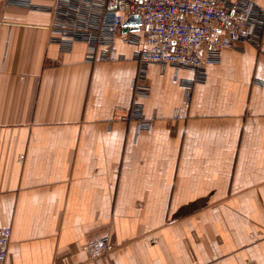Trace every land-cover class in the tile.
Here are the masks:
<instances>
[{
    "label": "crops",
    "instance_id": "1",
    "mask_svg": "<svg viewBox=\"0 0 264 264\" xmlns=\"http://www.w3.org/2000/svg\"><path fill=\"white\" fill-rule=\"evenodd\" d=\"M22 1L0 0L3 264H264V23L201 80L148 65L138 129L141 32L88 65L49 41L50 0Z\"/></svg>",
    "mask_w": 264,
    "mask_h": 264
},
{
    "label": "built area",
    "instance_id": "2",
    "mask_svg": "<svg viewBox=\"0 0 264 264\" xmlns=\"http://www.w3.org/2000/svg\"><path fill=\"white\" fill-rule=\"evenodd\" d=\"M8 5L30 6V1L5 0ZM50 15L49 41L62 51L75 44L85 46V63L115 59L114 42L143 44L134 54L138 74L133 85L131 112L124 120H134L138 129L151 126V119L140 113L136 99L146 95L145 69L154 64L161 68L188 69L201 80L204 69L219 61L222 50L233 49L239 41L259 47L264 17L253 0H50L45 7ZM137 15L138 31H122L125 21ZM187 93L190 86H186ZM9 227H0V264L8 254ZM108 236L88 242L91 258L104 256Z\"/></svg>",
    "mask_w": 264,
    "mask_h": 264
},
{
    "label": "water",
    "instance_id": "3",
    "mask_svg": "<svg viewBox=\"0 0 264 264\" xmlns=\"http://www.w3.org/2000/svg\"><path fill=\"white\" fill-rule=\"evenodd\" d=\"M139 23H140L139 17L137 15H134L125 21L122 31H127V30L136 31L139 29Z\"/></svg>",
    "mask_w": 264,
    "mask_h": 264
}]
</instances>
